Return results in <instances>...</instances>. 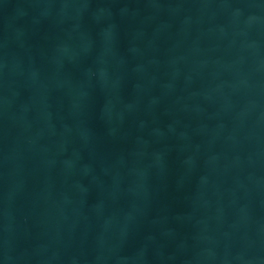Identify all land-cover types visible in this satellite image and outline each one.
I'll return each mask as SVG.
<instances>
[{
  "label": "water",
  "instance_id": "obj_1",
  "mask_svg": "<svg viewBox=\"0 0 264 264\" xmlns=\"http://www.w3.org/2000/svg\"><path fill=\"white\" fill-rule=\"evenodd\" d=\"M0 264H264V0H0Z\"/></svg>",
  "mask_w": 264,
  "mask_h": 264
}]
</instances>
